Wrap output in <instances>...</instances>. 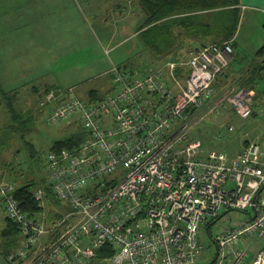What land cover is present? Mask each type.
<instances>
[{"label": "built area", "instance_id": "1", "mask_svg": "<svg viewBox=\"0 0 264 264\" xmlns=\"http://www.w3.org/2000/svg\"><path fill=\"white\" fill-rule=\"evenodd\" d=\"M232 53L225 41L143 74L113 67L100 100L42 92L49 123L75 120L84 134L49 152L46 186L33 192L39 213L0 184L5 218L21 236L7 263L198 264L207 235L209 264H264V150L251 143L230 157L189 137L228 106L244 119L255 112L253 91L216 89ZM47 206L59 218L45 221Z\"/></svg>", "mask_w": 264, "mask_h": 264}, {"label": "rangeland", "instance_id": "2", "mask_svg": "<svg viewBox=\"0 0 264 264\" xmlns=\"http://www.w3.org/2000/svg\"><path fill=\"white\" fill-rule=\"evenodd\" d=\"M139 6V0H0V86L9 96L0 100V184H13L18 189L32 183V191L46 186L51 147L84 134L75 120L48 123L51 105L40 104L44 88L37 84L41 78L56 89H74L80 99L89 100L90 88L110 85L111 74L106 72L113 67L126 66L128 71L141 74L161 67L149 62L156 54L146 53L142 38L136 34L146 18ZM240 20L239 28L243 16ZM263 24L258 25L248 15L243 22L240 40L246 43L242 49L247 61L264 43ZM179 57L187 59L188 52ZM177 77L183 78L180 73ZM32 85L37 90H32ZM259 85L263 90L264 82L259 80ZM11 94L19 120H13L6 105ZM252 106L255 112L246 119L230 106L221 115H208L190 129V139L201 141L205 151H221L230 157L251 143L264 150V94L254 97ZM0 202V264H8L4 251L21 236L9 240L2 236L7 219L1 198ZM58 204L61 210L66 208L64 203ZM45 214V221L59 218L50 206ZM225 223L228 220L220 225ZM203 244L198 264H209L215 245L207 235Z\"/></svg>", "mask_w": 264, "mask_h": 264}, {"label": "trees", "instance_id": "3", "mask_svg": "<svg viewBox=\"0 0 264 264\" xmlns=\"http://www.w3.org/2000/svg\"><path fill=\"white\" fill-rule=\"evenodd\" d=\"M143 11L146 14L147 29L140 34L147 52L168 56L173 50L175 38L173 37L174 30L181 31V35L185 38L196 40L203 37H209L216 43L229 41L233 38L238 24L239 11L237 9L239 0H139ZM258 55L264 56V46L258 51ZM179 58H172L171 61ZM252 78V79H251ZM249 79L254 82L253 77ZM251 84V83H250ZM50 86L45 90L52 89ZM56 88V86H55ZM101 97H93L91 100H100ZM6 98V99H5ZM9 98L8 93L1 91L0 86V100ZM42 98V95L39 99ZM12 94L7 108L13 120L21 119L12 105ZM28 120V119H27ZM49 123V119H48ZM50 124V123H49ZM9 133V132H7ZM6 137V136H4ZM83 138L70 137L63 141L56 142L50 151H59L62 148H71L79 143ZM3 144V134L0 135V148ZM247 145V144H246ZM4 146V145H3ZM32 183H28L18 188L15 192L17 200L20 202L22 209L30 215L40 212L37 201L33 197L31 190ZM7 221V220H6ZM18 228L7 221L6 228L2 232V236L6 239H11L18 235ZM18 242L14 243L11 249L4 251L6 255L12 251ZM111 254L110 250L105 249L104 254ZM103 253H99L98 257H102Z\"/></svg>", "mask_w": 264, "mask_h": 264}, {"label": "crops", "instance_id": "4", "mask_svg": "<svg viewBox=\"0 0 264 264\" xmlns=\"http://www.w3.org/2000/svg\"><path fill=\"white\" fill-rule=\"evenodd\" d=\"M139 5H140V1H139ZM139 8L146 17V14L143 11L141 5L139 6ZM237 9L240 15L239 24H238L237 30L233 38L229 40V42L231 43L233 47V53L231 55V59H230V63H229L227 71L223 75L220 76V78L218 79L216 83V89L222 92L229 91V90L238 91L241 89L251 90L254 93V96H253V99H254V97H259L261 94H264L262 93L264 89L262 90L259 85V80L264 82V56L258 55V51L264 46V43L263 45H260V47L255 53V56L250 61H247L246 56L243 55L245 48L242 49L243 44L246 47V43H244L242 39L240 40V35L242 32L243 22L245 21V18L247 17V15L250 16V18H254V20H257L258 25H260V23H264V0H239V5ZM242 16H243V21H242L241 27L239 28L240 22H241L240 18ZM247 23L249 24V26H252L249 20L247 21ZM263 27H264V24H263ZM146 29L147 27H146V18H145L142 25H140V27L137 28L136 34L140 36V34ZM180 34H181V31H178L177 29L174 30L173 37L175 38V44H174L173 50L168 54V56L162 57V55H155V56L153 55V59L152 58L148 59L149 62L154 65L156 64V66H160V65L163 66L165 65L166 62L171 61L172 58H174V56L175 58H180L179 56H181L182 54L186 52H188V56H189L190 52L199 46L216 43L214 42L212 38H209V37H203L200 39L191 40V39L185 38L183 35L180 36ZM146 53L148 52L146 51ZM109 72L110 70L107 71L106 73L109 74ZM251 77H253V80H254L253 83H252V80L249 81ZM45 80L46 78L43 77L41 78V81L37 84V86L40 85L39 87L40 89L47 88L50 86H55V85L48 84ZM37 86L32 85V90L33 88L35 90L36 89L35 87ZM101 91H103L102 95H100ZM111 91H112V84H111V75H110V85L109 86L93 87V88H90V90L87 92H88L89 98L91 99L92 96L95 98L101 97V96L106 95L107 93H110ZM104 92H107V93H104ZM42 181L43 180H40V182H38V185L39 183H42ZM37 188L39 187H36L35 189ZM6 225H7V221H6Z\"/></svg>", "mask_w": 264, "mask_h": 264}]
</instances>
